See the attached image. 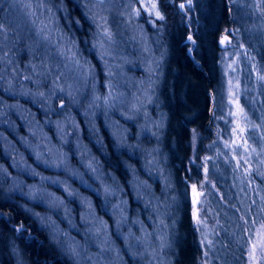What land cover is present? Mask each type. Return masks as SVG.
Masks as SVG:
<instances>
[{
	"label": "rangeland",
	"instance_id": "374dc122",
	"mask_svg": "<svg viewBox=\"0 0 264 264\" xmlns=\"http://www.w3.org/2000/svg\"><path fill=\"white\" fill-rule=\"evenodd\" d=\"M81 1L91 25L86 46L96 64L57 27L49 0H0V63L16 59L5 55L12 46L10 29L28 51L21 64L0 68L4 92L17 98L0 99V199L15 197L73 264H176L185 188L172 180L159 143L165 114L156 99L164 47L146 30L148 15L157 13L155 0ZM232 1L240 36L251 39L262 27L250 13L260 14L258 0ZM236 31L225 32L227 39L219 44L221 90L211 106L217 138L201 156L203 163H213L214 145L223 143L239 146L246 157L245 124L264 120V106L255 99L257 92L264 96V82L253 78L247 85L245 64L253 56L241 48ZM36 51L40 55L31 57ZM254 62L250 66L256 69ZM100 130L108 132L113 149L126 148V156L136 151L133 156L140 158L139 169L121 159L126 185L121 174L99 167L89 149L87 141L105 149ZM105 154L110 157L106 149ZM223 159L218 171L229 190L236 183ZM109 160L118 165L117 157ZM207 175L205 183H188V196L202 246L211 252L210 226L200 206L218 189ZM257 189L263 199L264 189ZM201 264H210L208 255Z\"/></svg>",
	"mask_w": 264,
	"mask_h": 264
},
{
	"label": "trees",
	"instance_id": "16d2710c",
	"mask_svg": "<svg viewBox=\"0 0 264 264\" xmlns=\"http://www.w3.org/2000/svg\"><path fill=\"white\" fill-rule=\"evenodd\" d=\"M49 1L56 14L57 27L75 41L81 55L95 62L93 54L88 52L86 46L91 25L82 1ZM178 1L155 0L156 12L160 15H148L151 22L146 23L147 32L157 38L158 46L164 47L162 75L156 99L161 102L159 106L165 114V125L159 143L164 150L162 152H166V167L171 172L172 180L176 185L185 188L183 209L178 220V231L182 235L178 242L180 258L176 264H201L204 255H208L210 264H264V198H258L257 189H264V120H254V124L253 120H248L245 124L242 138L245 140V151L248 154L246 157L242 155L243 149L239 146L227 143L214 145L213 163L204 161L208 165V175L203 170L205 164L201 159L207 152L208 145L212 146L217 138L218 128L212 120L211 106L216 91L221 90V49L218 38L223 30L226 29L230 33L231 28L237 27L239 31L236 32L242 41L241 48H245L244 52L253 56L251 58L246 55L250 56V60L245 64L246 70L250 72L248 80L246 79L247 85L252 86L253 78H260L259 80L264 82V0L257 1L261 15L258 11V14L252 13L247 3H243L252 16L259 17V23L262 25L260 30L257 28V34H254L256 30L251 32L250 36L254 39L252 37L247 40L240 36L242 25L237 21L235 2L232 0H193L188 15L179 10ZM1 19L3 20L2 14L0 21ZM142 20L147 21L144 15ZM259 23H255V26ZM26 33H29V29ZM188 34L191 35L189 41ZM8 43L12 46L3 49L5 55L13 56L17 60L12 58V65L0 63V68L6 71L16 62L21 64L25 61L28 52L26 43L16 36L12 29L9 30ZM37 55H40L38 51L31 57L37 58ZM253 60L256 62V69L250 66ZM0 82V99L17 100L4 92V82ZM255 99L264 106L263 95L261 98L257 92ZM241 102L247 108L246 103ZM22 103L28 104L29 101L24 100ZM100 134L103 138L101 147H105L111 158H118V165L113 167L108 154L87 141L89 149L97 156L103 169L114 170L120 174L119 160L120 157L126 156L124 151L127 150L113 149L107 136L108 132L100 130ZM136 154L135 151L134 155ZM223 158L233 168L232 178L236 183L229 190L221 172L218 171L224 166ZM125 159L127 163H132L134 168H138V160L135 161L129 156ZM121 175L122 182L126 185L125 174ZM206 175L213 179L219 191L209 195L206 201L211 208L210 212L206 204L200 206L202 218L206 217L210 226L211 252L205 251L202 246L199 225L192 219L194 212L188 196L189 184L203 183L207 179ZM125 194L131 202L128 191ZM252 254V260H249V255ZM0 264L73 263L52 244L46 230L22 209L13 197L0 199Z\"/></svg>",
	"mask_w": 264,
	"mask_h": 264
},
{
	"label": "bare ground",
	"instance_id": "6f19581e",
	"mask_svg": "<svg viewBox=\"0 0 264 264\" xmlns=\"http://www.w3.org/2000/svg\"><path fill=\"white\" fill-rule=\"evenodd\" d=\"M181 1H183V0H179L178 2H177V6L179 7V10L182 12V13H184V14H186V15H188V9H190L191 7H192V5H193V0H190V2L189 3H187V4H183L184 5V7L183 8H181V5H179V3L181 2ZM188 38V37H187ZM103 149V148H102ZM100 150L101 152H104L105 151V149L104 150ZM92 152V151H91ZM132 156H129V157H133V159H135V158H137V160L138 159H140L138 156H133L134 154L133 153H130ZM96 159H97V156H95V154H92ZM127 155V154H126ZM126 156H122V157H120V160H119V164H120V162H121V159L122 158H125ZM73 161H74V159H72ZM97 162L99 163V161H98V159H97ZM123 162V161H122ZM138 162H139V160H138ZM139 164V163H138ZM101 166V164L99 163V167ZM101 168H102V166H101ZM123 174L124 173V169H122V166H121V164H120V174ZM27 212V211H26ZM28 213V212H27ZM29 214V213H28ZM30 215V214H29ZM31 216V215H30ZM31 217H33V216H31Z\"/></svg>",
	"mask_w": 264,
	"mask_h": 264
},
{
	"label": "water",
	"instance_id": "95a60500",
	"mask_svg": "<svg viewBox=\"0 0 264 264\" xmlns=\"http://www.w3.org/2000/svg\"><path fill=\"white\" fill-rule=\"evenodd\" d=\"M190 2V0H183V1H181L180 3H179V5H183V4H187V3H189ZM188 39H189V37H191V35L190 34H188ZM224 39H227V37L225 36V33H224V31L223 32H221L220 33V37H219V44L221 45V43H222V41L224 40ZM188 51H190V49L188 48ZM190 54V53H189ZM191 55V54H190Z\"/></svg>",
	"mask_w": 264,
	"mask_h": 264
},
{
	"label": "snow or ice",
	"instance_id": "6c2138e0",
	"mask_svg": "<svg viewBox=\"0 0 264 264\" xmlns=\"http://www.w3.org/2000/svg\"><path fill=\"white\" fill-rule=\"evenodd\" d=\"M183 7H184V5H181V8H183ZM153 8H155V4H153ZM156 14H157V16H159V15H160V14H159V12H157ZM160 18H161V19H163V17H162V16H160ZM189 39H191V37H189Z\"/></svg>",
	"mask_w": 264,
	"mask_h": 264
},
{
	"label": "flooded vegetation",
	"instance_id": "af4514ba",
	"mask_svg": "<svg viewBox=\"0 0 264 264\" xmlns=\"http://www.w3.org/2000/svg\"><path fill=\"white\" fill-rule=\"evenodd\" d=\"M223 31H224V33H225V32H227V30H226V29H225V30H223ZM223 31H222V32H223Z\"/></svg>",
	"mask_w": 264,
	"mask_h": 264
}]
</instances>
